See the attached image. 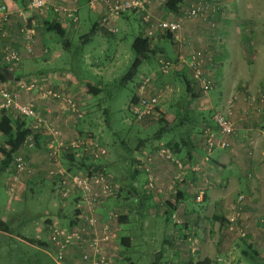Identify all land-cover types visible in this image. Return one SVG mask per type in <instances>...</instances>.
I'll return each mask as SVG.
<instances>
[{
	"label": "crops",
	"instance_id": "0c3cea01",
	"mask_svg": "<svg viewBox=\"0 0 264 264\" xmlns=\"http://www.w3.org/2000/svg\"><path fill=\"white\" fill-rule=\"evenodd\" d=\"M24 1L6 0L9 9L12 11L10 24L7 27L8 37L6 42L13 47L19 46L18 43L21 42L17 32L20 19L13 11ZM164 1L161 3V9H158L153 2L151 3L153 13L164 19L170 16L173 17V13L164 8ZM189 1L184 0L183 5L188 4ZM230 1L231 10L228 13H225L228 9L225 8L221 14L214 18L184 21L180 33L177 35L178 38L170 36L171 39H169L165 36H157L156 39H153L154 42V40L159 41L166 38L174 46L172 53L165 52L160 46L155 48L156 56H164L163 58L158 56L156 60L163 59L174 63L173 68L167 74L172 75L177 84L178 81L183 82V92L182 94L179 93V97L174 99L172 103H168L166 95L162 97L159 103L158 110L160 114L162 113L166 122L171 123L178 118L182 132L189 128H193L194 131V127L200 125L201 121L214 128L212 119L205 117V114L210 112V108L219 106L224 113H227L228 110L231 111L230 118L235 128L234 135L229 138V146L226 149L214 150L207 161L204 160L205 153L202 141H197V138H194L196 136L193 134L196 150L188 154L184 149H180V152L174 155L179 160L184 161L187 167L195 165L197 159L200 158L203 169L199 173L189 172L188 170L189 173L186 177L184 176L185 178L180 176L181 181L171 179L176 174L173 164L162 161V159H155L151 171L157 177V183L161 185L159 186L162 189L161 193L155 195L152 191L148 192L146 189L138 187L135 196L131 198L133 204L135 203L133 202L134 199H136L137 206L134 204V207L141 213L139 219L142 220V228L145 234H148V225H150L149 239H153L156 235L161 238L160 246L157 247L153 244L152 249L154 253L157 251L156 253L159 256L170 255L171 251H174L173 254L179 253L183 248L186 249L185 246H189L188 244L192 246V237L186 238V235L192 232L197 239L199 249L201 246L204 247V260L208 258L211 261L212 258L207 256L206 253L209 252L213 242H216L217 247H221V250H223L224 247L226 248L228 240L235 236L226 229L225 224L231 209L234 207V212L236 211L238 196L244 195V193L246 194L245 197L243 196L245 199L242 209L243 215L236 218L244 223V233L246 232V237L253 249L254 247L259 249L264 247V231L258 226L260 218L264 219V105L258 110L252 111L254 116L252 115L245 120L238 121L236 116L245 106L243 98L246 93L258 92L264 86V7L247 1L242 3L237 0ZM80 2H84V0ZM84 5L89 13H87L86 20L89 22L94 21L92 17L96 18V16L94 13L89 12L90 9L87 3H84ZM130 14L132 13L129 12L122 17L129 26ZM211 22L215 23L214 29L211 28ZM37 24L34 43L35 48L37 47L36 51L39 53L35 54V57L23 55L21 61L12 68H7L0 62V72L2 74L11 73V80L29 75H45L46 78H49V84H45L43 90L59 92L63 89L66 92H71L81 102V98H79L81 96H76L74 92H78V86L82 85L77 82L79 77L70 72L62 74L63 67H55L54 63L62 55L60 50L53 52L51 50L48 54L43 53L41 49L46 47L45 39L48 33L43 31V25L40 22H37ZM72 28L69 27L70 30L66 29L65 32L79 33L81 28L83 29V24L79 23L75 29ZM143 30L144 27L140 24L138 34L142 35ZM121 44L119 42V45ZM192 51H204L211 58L209 66L205 67V73L208 79L213 82V88L206 94L200 92L192 84L193 81L190 78L187 66L178 61L181 58L186 59ZM167 74H149L154 77L150 84V93L155 94L154 92L158 91L159 84L166 83ZM183 76L191 84L189 92L186 91ZM60 77H64L62 78L63 81ZM5 79V81L11 82L6 77ZM74 85L75 88H72ZM19 99L24 103L32 102L37 114L49 122L52 121L62 133L68 131L67 129L70 131V128L76 129L71 119H68L61 112L59 104L52 99H42L39 90L21 93ZM184 99L191 103L190 109L184 104ZM197 103H200L202 109H198ZM198 110L197 116L199 119L198 117L195 119L192 117V112ZM12 115L13 119H19L16 115ZM175 130H180V126H177ZM76 131L71 132L74 134L73 136H75ZM188 132L186 133L188 134ZM163 135L159 136V140L157 134L147 135L146 137L147 139H153L150 143H161L164 141ZM177 135L179 137V131ZM198 136L201 138L200 134ZM0 142H4V140L1 139ZM28 152L30 164L35 172L32 175L23 176L22 183L24 185H19V187L33 190L41 186L36 181H43L46 178L45 169L49 166L50 161L46 151ZM10 167L12 168V165ZM127 174L129 175L128 171ZM140 178V175H138L137 181L141 185L142 180ZM190 181H198L200 185H191ZM201 188H204L205 191L203 202L196 203L194 197L197 190ZM113 205L118 206V203H113ZM171 209L177 213L179 220L182 222L181 225L172 223L168 218ZM127 214L125 213V215ZM218 233H220L219 238H221V241L216 239ZM186 239L187 241H185ZM257 252L261 255V252ZM160 258L162 257L160 256ZM69 261H71V258H69ZM122 264L134 263L126 256L125 263Z\"/></svg>",
	"mask_w": 264,
	"mask_h": 264
},
{
	"label": "built area",
	"instance_id": "2783aa9c",
	"mask_svg": "<svg viewBox=\"0 0 264 264\" xmlns=\"http://www.w3.org/2000/svg\"><path fill=\"white\" fill-rule=\"evenodd\" d=\"M78 1L25 0L22 7L15 8L13 11L20 19L17 32L21 38L19 46L13 47L6 42L7 27L10 24L12 11L6 0H0V62L5 67L12 68L21 61L23 55H35L33 38L38 24L34 16L46 18L47 12L52 10L55 14V21L63 27L77 23ZM86 3L90 11L98 17L99 25L112 33L118 31V20L123 17L124 13H139L140 22L144 27V36L153 39L167 34L177 37L184 21L214 18L224 9L221 0H190L188 4L181 7L178 13H173V17L156 19L152 13L151 0H86ZM211 26H214L213 22H211ZM178 61L187 66L193 83L203 94L210 92L212 81L208 79L205 67L211 58L207 53L192 51L186 59L181 58ZM158 63L164 73L174 66V63L163 59H158ZM152 79H154L153 76L143 79L138 87L137 103L130 104V112L135 121H141L145 117L158 113L159 103L162 97L167 94L150 93ZM45 84L41 75L16 78L11 82L1 81L0 78V114L10 113L20 116L24 120L30 119L27 124L30 134L13 155L11 177L6 184V193L15 194L19 188L21 177L32 175L35 172L30 164L28 151H46L50 161L49 166L45 169L46 180L51 183L62 201H68L73 205V211L67 224H59L57 219H50L45 230L46 246H44V250L54 264H68L69 258L74 259L73 252L69 254L74 249L78 252L75 256L78 264H113L112 259L119 251L114 246L118 235L115 231V223L113 226L112 222L117 220L121 213L117 207L109 208L108 201L116 198L117 194L124 189V185L120 186L121 184L109 175L93 171L90 168L86 171L75 172L68 171L62 165L60 154L64 150L86 151L94 159L106 156L107 151L90 139H83L78 135L70 140L63 139L62 132L58 128L37 114L32 102L20 101L21 93L39 90L42 99L56 101L61 112L71 119L73 124H77L83 119L85 111L77 104L75 96L71 93L43 90ZM170 91L171 89L166 87L165 92ZM243 101L245 106L236 115L238 121L250 118L253 115L252 111H256L264 105V93L247 96L243 98ZM230 115L231 112L215 111L211 116L214 128L203 124L201 138L205 161L214 150L226 149L229 146V138L235 133ZM38 134L43 136V141L36 143L35 135ZM171 151L167 147H156L151 153L144 155L140 170L147 175V190L160 192V189L156 187V181L152 178L151 166L155 159L162 157L170 159ZM175 162L179 169L175 178L181 181L180 176L182 177L185 173L184 165L182 166L178 161ZM186 168L191 171L199 170L197 164L186 166ZM204 193V188L198 189L194 198L195 202H203ZM243 198L242 195L238 196L236 211L232 219H229V230L236 229L240 236H245L244 227L241 225L244 223L236 217L243 215ZM170 220L175 224L181 222L175 212L170 215ZM258 226L264 231V219L260 218ZM72 259L69 264L74 263Z\"/></svg>",
	"mask_w": 264,
	"mask_h": 264
},
{
	"label": "rangeland",
	"instance_id": "374dc122",
	"mask_svg": "<svg viewBox=\"0 0 264 264\" xmlns=\"http://www.w3.org/2000/svg\"><path fill=\"white\" fill-rule=\"evenodd\" d=\"M163 1L164 0H151V3L153 2L158 9H161V3ZM237 1H240L241 3L243 1H247L249 3L256 4L257 6L264 7V0ZM221 2L224 9L228 8L225 11V13H228L231 10V1L221 0ZM151 7L153 6L151 5ZM79 8V23L83 24V29L81 28L79 33L85 34L90 30V25L95 21V17H92L94 21L89 22L86 20L89 13L87 12L88 9L84 5V2H80ZM129 16L130 26L128 23H125L123 18H120L118 20V31L116 34L105 37L98 33L97 35L93 36L85 45H81L79 43V33L73 34L67 32L65 34V38H70L69 40H71V48L69 50L63 49L62 40L54 32L48 33L47 38L45 39V46L49 49V51L52 50L51 52H53L56 50H60L62 52L60 59L56 60V62L54 63L55 67H63L62 74L66 72V70H64L65 64H68L70 68L76 69L77 73L90 78L92 83L101 82L96 84V87L100 86L102 90V92L97 95H90V92H87V88L84 85H79L78 92H74L76 93V96H81L79 97L81 98V106L88 105L89 107L87 109V112L85 111V118L80 120L78 129L82 131L81 134H85L87 136L93 135V137L99 139L107 148V154L99 160H93L91 157L84 155L82 151L78 150L76 151V160L74 162L69 161V159L65 160V158L63 157L61 158L62 165L65 168H67L66 166L71 163V170L75 171L77 169L76 167L79 166L77 160L84 159L85 163H87L88 165L102 166V168L103 166H109L110 169L106 167L103 168V171L125 180V178H127L128 176L126 167L130 165V161L128 160L130 156L137 157L135 159H137L140 164L137 165L136 163L135 165H137L138 171H140L145 154L151 153V151L156 147H167L171 149L170 147L173 144V141L178 139V137L173 136L172 133H164V141H162L161 143H150V140L148 143H146L145 146L141 147L142 149L140 151L134 152L140 141H145L147 139V135L155 134L154 132L163 127V125L165 124L164 122H160V119L163 116L160 115L159 110L158 113L156 112V114L154 115L143 118L139 123L134 120L130 112V99L132 95L137 92V88L141 83V80L146 76H152L153 73H158L161 75L164 73L160 69L158 60H156L158 56L160 58H163L164 56L153 55L148 59L142 60L139 66L135 68L131 66L133 61L135 60V55L131 51L130 46L132 40L135 38V36L138 35L141 22L139 13H132ZM153 16L156 19H164L156 16L155 13H153ZM169 18H171V16ZM213 24L215 25L214 22ZM213 27L211 28L214 29ZM175 38H178V36ZM119 42H121L122 44L119 45ZM153 44L155 48H158L160 46V48L168 53H172L174 50V46L166 38L159 41L154 40ZM150 62L152 63L149 64ZM167 75L168 78L166 76V83L162 82V84H159L158 91L154 93H167L164 96L167 95V102L172 103L174 99L179 97V93L182 94L183 82L178 81L177 84L175 80H173L172 75ZM125 76L129 77V81L123 83L122 78H124ZM43 78L45 80V83L49 84V78ZM62 78L64 77H60V79ZM166 87H169L172 92H165ZM72 88H75V85ZM262 89H264V86ZM261 90L252 93L251 95H257L261 92ZM61 91L63 93H71L65 92L63 89L60 90V92ZM97 103L99 104V106L96 105ZM184 104L188 109H190V102L184 99ZM197 106L198 109H202L200 103H197ZM209 110L210 112L206 113L205 117L211 118L213 112L215 111H221L224 113V111L219 106L212 107ZM105 111L106 116L112 120V130L117 134L116 137L111 133L109 129H107L108 123L106 116L104 115ZM198 112L199 110L197 112H192V117L197 119ZM228 112L231 111L228 110ZM174 113L176 114L177 112L175 111ZM176 117L177 116L175 115V118ZM163 119L166 120L164 117ZM29 121L30 119H27V124ZM174 121H177V119H175ZM50 122L53 124L52 121ZM203 124L205 125V122L201 121L200 125H196V127H194V135L196 136L194 138H197V141H202V138H200V136L198 135H201V128ZM206 125H208V123ZM67 130L68 131H66L65 133H62V138L65 140H70L80 133L76 131L75 136H73L75 130H73L72 128H70V131L69 129ZM178 131L179 134H181L182 129L176 130V134L178 133ZM1 139L3 140L4 138L0 134V140ZM42 141L43 140H41V142ZM122 144H125L126 146H128L129 150H131L130 156L128 155L129 153L125 152L120 147ZM0 145H3V142H0ZM35 152H37V150H35L33 153ZM40 152H42V150H40ZM174 154L175 152L171 151L172 156L170 157V159H166L163 157V159H160L174 165L176 176L179 173V169L176 167L177 164L175 161L180 162L182 166L184 165V167L186 166V163L176 158ZM116 155H118L119 157L117 158ZM171 159L175 164L171 162ZM196 164L199 167L198 171H191L189 168H186L185 173L182 175V177L185 178L189 172H201L203 167L201 166L202 162L200 161V158L197 159ZM139 175L141 177L140 179L142 180V184L140 185L137 181H134L132 184L136 185V188L140 187L146 189L148 183L147 175L143 171H141ZM175 176L171 177L173 181H177V178H175ZM10 177L11 168H8L4 172L0 171V218L4 223L8 225L9 228L8 233H4L0 230V264H54L51 257L44 250V246H41L38 243L39 241L46 242V224L44 223V220L57 219L59 224H67L68 219L73 211V205L68 201H62L54 191L51 183L46 180L45 177L43 181H36V183L41 185L38 188L33 190H26L19 187L15 194L9 195L6 193L5 188L6 184L10 180ZM152 178L156 181V187L160 189V192H156L154 190L152 192L155 195H159L162 190L159 187L161 185L157 183L158 179L154 173H152ZM22 179L23 177H21L19 185L23 184ZM196 180L198 179L196 178ZM125 182L127 181H123L122 183ZM191 185H200V183H198V181H195L191 182ZM245 194L246 193H244V195H241L245 197ZM110 202L111 201L108 202V206L109 208H112L113 206ZM115 207L120 209L121 215L128 213V220L125 223L119 224L117 222L118 220H115L112 222V224L114 226L115 223L116 226L115 231L118 235V246L120 247L122 252H125L124 256H127L130 260H132L134 264H196L197 262H202V260H204V247L201 246V248L199 249V245L196 242L197 239L195 238L194 234H192V232H189V235H186V238L192 237V246L188 244L190 247L186 245L185 248H187H183V250L179 251V253L177 252L176 254H173L174 251H171L170 255H160L162 257L160 258L158 253H156L157 251H155L154 253L152 249L153 244H155V246L157 247L160 246L161 238L159 237V235H156L153 239H149L148 234L151 230H149L150 225H148V234H145V231L142 228V220L139 219L141 213L133 208L134 204L132 203L130 197L126 198L125 202L123 203L118 202V206ZM233 215L234 207L231 209L227 218V223L225 224L227 230H229L230 227L229 219H232ZM172 223L175 222L172 221ZM241 225L242 227L245 226L243 224ZM234 230L236 229L233 228L232 230H229L235 236L231 237V239L228 240V243H226V248L224 247L223 250H221V247H217L216 242H213V245L211 246V248H209V252L206 253L207 256L212 258L211 263L264 264V258H261V260H257L246 257L243 254V250H246L247 244H250V242L246 237V232L245 236H240L237 230ZM126 236L130 238L129 248H123L119 243V237L121 238ZM216 236L218 237H216V239L218 241H221V238H219L220 233H218V235ZM185 241H187V239ZM254 249L261 252L262 250H264V247L261 249L254 247ZM74 250H71L69 254L74 252ZM76 259L77 258H74L73 264H78V260Z\"/></svg>",
	"mask_w": 264,
	"mask_h": 264
},
{
	"label": "trees",
	"instance_id": "16d2710c",
	"mask_svg": "<svg viewBox=\"0 0 264 264\" xmlns=\"http://www.w3.org/2000/svg\"><path fill=\"white\" fill-rule=\"evenodd\" d=\"M80 1L81 0L78 1L79 5H80ZM183 1L184 0H166L165 3H164V8L168 12L178 13L179 10L181 9V7L183 6ZM84 3H86V0H84ZM20 4L21 5L19 7H22L24 2L20 3ZM79 10H80V8H79ZM89 12L92 13L91 11H89ZM132 13H135V12H132ZM125 14H127V13H124V15ZM34 18L37 19V22H40L43 25V31L44 32H46V33H53L54 32L62 40V47H63L64 50H69L71 48V42H70L71 40H69L70 38H68V39L65 38V34H66L65 30L66 29L70 30L69 27H73L75 29L79 25V17H78V22L77 23H75L74 25H70L68 27H63L61 24H59V23H57L55 21V14L52 12V10H49L47 12L46 18L39 17V16H34ZM96 18H95L96 21L93 22V24L90 25L91 28H90V30L87 33H85V34L79 33L80 36L78 37V40H79V43L81 45H85L86 43H88L89 40L93 36L97 35L98 33L101 34L102 36H105V37L110 36V35H114V34L117 33V32L116 33H112L110 31H108L107 29L101 27L99 25L97 16H96ZM164 36L169 38V39H171L170 36H172V35L171 34H167V35H164ZM35 37L36 36H34V38H33V48H34L35 54H37L39 52L36 51L37 47L35 48V43H34ZM130 48H131V51L133 52V54L135 55V60L133 61L132 65H131L133 68L139 66L141 64L142 60L148 59L151 56L156 54L155 46L153 44V38L145 37L143 33H142V35L138 34L137 36H135V38L132 40ZM41 50L43 51L44 54H48L49 53V49L46 48V47H43ZM33 57H35V55H33ZM64 67H65L64 70H66L67 73L70 72L71 74L79 77L78 78L79 81L77 79V82L79 84H82V85L86 86V88H87L86 90H87L88 93L90 92L89 93L90 95H97V94L102 92L100 86L96 87V84L101 83V82H97V83L93 82L92 83L90 78L77 73V70L73 69V68H70V66L68 64H65ZM41 74H43V73H41ZM73 75H71V76L73 78H75ZM41 76L45 77V75H41ZM0 78H1V81H5L6 80L5 79V74H2L0 72ZM190 78H191V76H190ZM143 79L141 80V82L143 81ZM126 81H129V77L128 76H125L124 78H122V82L123 83H125ZM183 81L185 83L186 91L189 92L190 89H191L190 82L188 81V79H186L185 76H183ZM192 84L194 86H196L193 82H192ZM212 88H213V82H212ZM137 93H138V88H137V92L132 95V97L130 99V104L137 103V99H138ZM262 93H264V89L259 94H262ZM251 94L252 93H249V92L246 93L244 98L247 97V96H250ZM192 97H194V96L192 95ZM74 99L76 100L77 104H79L81 109L87 112V109L89 108L88 105L81 106L80 102H79V99H77V97H74ZM96 105L99 106L98 103ZM11 115L12 114H10V113H1L0 114V134L4 138L3 139L4 140L3 145H0V155H1L0 171L1 172H4L8 168H11L10 165H11V163L13 161L14 153L20 148V146L22 145L23 140L30 134V129L27 127V120L22 119L20 116H17V118H19V119H16V118L13 119V115L12 116ZM104 115L106 116V111L104 112ZM160 115L162 116V113ZM85 116H86V113L84 114L83 118H85ZM106 119H107V123H108L107 124L108 125L107 129H109L111 131V133L116 137L117 134L115 132H113V130H112V127H113V125L111 124L112 120L110 118H108L107 116H106ZM136 122L139 123L140 121H136ZM160 122H164L165 124L163 125V127L159 128L158 130H156L154 132L155 134L158 135V140H159V136H161L164 133H170V134L172 133L173 136L178 137V135L175 132L176 131L175 129H176L177 126H180V129H182L179 120L171 122V123H168V122H166V120L163 119V117H161ZM79 123H80V121L77 124H75V127H76L75 130H77L78 133L80 132L78 134L79 137H81L83 139L84 138L85 139H90L91 141H93V143H96L98 146L107 149L105 147V145L99 139L93 137V135H90V136L88 135L87 136L85 134H81L82 131L78 129L79 128ZM187 131H189L188 134L186 133ZM192 131H193V128H189V129L184 130V132H182V134L184 133L183 136H182V134H179L178 139L175 140V142L171 145V147H170L171 150L173 152H175V153H179L180 149H184L186 151V153H188V154H190V152L193 153V151L196 150V147H195L196 143L194 142V139H193L194 131L193 132ZM35 138H36V143H38V142H41L43 136L41 134H38V135H35ZM150 140H153V139L151 138V139H146L145 141H140L138 143V145H137V147H136L134 152L140 151L142 149L141 147L145 146L146 143H148ZM120 147L125 152L127 150V153L131 152V150H129L128 146H126L125 144H122ZM188 150H190V151H188ZM83 153H84V155L91 157L93 160L101 159V158L94 159L92 157V155H90L89 152L83 151ZM75 154H76V151L72 152V151L64 150L60 154V161H62L61 158L63 157V158H65V160L69 159V161L74 162L76 160L75 159ZM128 155L130 156L131 154H128ZM116 157L118 158L119 156L116 155ZM135 158L136 157H132V156H130V158H128V160L130 161V165L126 167V171H128L129 175L127 176V178H125V180L120 179V178H118L116 176H113V175L103 171V168H106V167L108 169H110L109 166H106V167L103 166V168H102V166L88 165L87 163H85L84 159L77 160L79 166L76 167L77 169L75 170V172L76 171H86V170H88L90 168L93 171L109 175L113 180H115L116 182H119V184H121L120 186H123V184H124V189L122 190V192L118 193L116 198L110 200V201L113 200L111 202V205L113 207H115V205H113V203H116V202L117 203L118 202H122L123 203V202H125L126 198L130 197V199H131L133 196H135V194L137 192V188L135 186H133L132 183L134 181H137V177L141 173V170L138 171L137 165L140 164V163ZM136 161H137V165L134 164V163H136ZM63 162H64V160H63ZM70 166H71V163L68 166H66L67 167L66 169L68 171H73V170H71ZM123 181H127V182L122 183ZM5 190H6V188H5ZM147 191L149 192V190H147ZM133 202H135L134 204H135V206H137L136 205V199H134ZM173 209H171V212L168 215L169 219H170V215L173 212H175V210H173ZM117 220H118L117 222L119 224L125 223L128 220V217H127V215L123 214V215L118 216ZM44 223L46 225H48L50 223V219H45ZM181 224H182V222L179 223V225H181ZM0 230L2 232H4V233H8V230H9L8 225L6 223H4L1 218H0ZM117 241H118V238L116 239V244L114 246L118 249L119 252L117 253L116 257L112 259V263L113 264H122V263H125L126 256H124L125 252H122V250L118 246ZM38 243L41 246H46V242H44V241H39ZM119 243H120V245L123 248H129V246H130V238L127 237V236L126 237H121V238L119 237ZM77 254H78V252L74 251L72 257L75 258V255H77ZM243 254L246 257H250L252 259H257V260H259V259L261 260V258H264L263 257L264 256V251L260 253L261 255H259V253L253 249L251 244H247L246 250H243ZM72 260H74V259H72ZM67 263L69 264L70 261L67 260ZM210 263H211V261L209 259H205L204 261L197 262L196 264H210Z\"/></svg>",
	"mask_w": 264,
	"mask_h": 264
},
{
	"label": "water",
	"instance_id": "95a60500",
	"mask_svg": "<svg viewBox=\"0 0 264 264\" xmlns=\"http://www.w3.org/2000/svg\"><path fill=\"white\" fill-rule=\"evenodd\" d=\"M5 77L7 79L11 80L12 79V74L11 73H7V74H5Z\"/></svg>",
	"mask_w": 264,
	"mask_h": 264
}]
</instances>
